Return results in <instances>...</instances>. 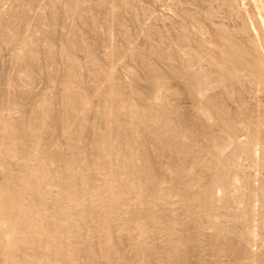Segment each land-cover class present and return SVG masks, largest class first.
<instances>
[{
    "label": "rangeland",
    "instance_id": "rangeland-1",
    "mask_svg": "<svg viewBox=\"0 0 264 264\" xmlns=\"http://www.w3.org/2000/svg\"><path fill=\"white\" fill-rule=\"evenodd\" d=\"M0 264H264V0H0Z\"/></svg>",
    "mask_w": 264,
    "mask_h": 264
}]
</instances>
